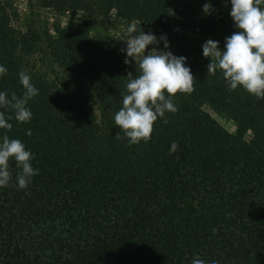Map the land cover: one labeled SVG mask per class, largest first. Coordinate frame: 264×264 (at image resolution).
<instances>
[{
    "label": "trees",
    "instance_id": "obj_1",
    "mask_svg": "<svg viewBox=\"0 0 264 264\" xmlns=\"http://www.w3.org/2000/svg\"><path fill=\"white\" fill-rule=\"evenodd\" d=\"M36 4L57 15L81 12L86 21L57 23L53 36L44 26L22 32L13 3L0 0V64L8 70L0 91L22 95L21 71L39 90L27 105L31 120L0 130L21 140L39 169L18 190L19 169L9 162L13 180L0 188V264H192L194 256L264 264V98L229 91L220 72L207 75L201 51L208 39L223 50L236 31L226 0L209 14L203 0L186 14L175 0ZM112 15L166 35L168 50L187 58L194 77L193 91L173 97L178 111L154 122L147 143L116 137L113 122L135 60L125 64L118 45L89 39V21ZM204 105L227 114L236 135ZM172 142L178 149L170 155Z\"/></svg>",
    "mask_w": 264,
    "mask_h": 264
},
{
    "label": "clouds",
    "instance_id": "obj_2",
    "mask_svg": "<svg viewBox=\"0 0 264 264\" xmlns=\"http://www.w3.org/2000/svg\"><path fill=\"white\" fill-rule=\"evenodd\" d=\"M226 4L230 6L228 14L236 31L225 37L223 50L219 41L208 39L202 43V57L209 61L207 75L220 72L229 91L239 88L250 96L264 98V0H226ZM202 11L209 14L211 6L205 3ZM127 34L124 62H129L127 57L135 60L136 75L133 77L129 73L127 76L122 106L114 114L113 122L120 130L116 137L122 133L129 145H135L150 140L158 118L167 123L166 113L178 111L173 97L178 93H191L194 77L186 64L187 58L175 56L168 50L166 35L157 37L151 31L145 33L140 27L128 28ZM7 71L0 64V78ZM18 81L23 89L22 95L0 91V109H10L12 113L9 116L0 111V130H11L12 120L28 123L32 118L27 105L39 90L23 71L18 73ZM26 135H31L30 129ZM177 149L178 144L172 142L169 154ZM33 158V153L21 140L0 135V188L9 186L13 180L10 161L19 169L14 177L17 189L27 188L32 178L39 175V169L32 166ZM192 264H206V261L194 256ZM211 264L218 262L213 260Z\"/></svg>",
    "mask_w": 264,
    "mask_h": 264
},
{
    "label": "rangeland",
    "instance_id": "obj_3",
    "mask_svg": "<svg viewBox=\"0 0 264 264\" xmlns=\"http://www.w3.org/2000/svg\"><path fill=\"white\" fill-rule=\"evenodd\" d=\"M201 0H175V5L181 13H189L199 5ZM225 0H203L211 7L223 6ZM6 5L13 3L14 20L22 32L28 29L34 30L36 27H43L48 30L50 35H54L53 29L57 23L62 26L71 24L75 27H82L86 21L85 15L81 12H68L62 15H57L46 9H41L37 6L36 0H5ZM227 6V5H226ZM230 7V6H228ZM229 13V9L227 14ZM229 15V14H228ZM130 27L139 28L134 21H124L115 19L114 16L109 18L96 17L89 21V39L93 44L109 43L119 46V52L126 48V40L128 39L127 30ZM153 46H149L151 48ZM160 49L163 46H159ZM148 49L145 50L147 54ZM202 110L207 113L214 121H216L225 131L236 135V126L231 121L230 117L222 112L214 110L209 105L202 106ZM251 133H246L241 139V142L249 140Z\"/></svg>",
    "mask_w": 264,
    "mask_h": 264
}]
</instances>
